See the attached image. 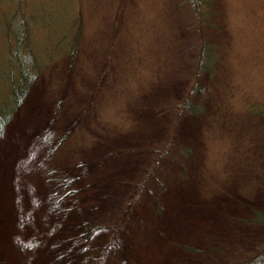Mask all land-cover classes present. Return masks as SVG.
Wrapping results in <instances>:
<instances>
[{
	"label": "rangeland",
	"instance_id": "374dc122",
	"mask_svg": "<svg viewBox=\"0 0 264 264\" xmlns=\"http://www.w3.org/2000/svg\"><path fill=\"white\" fill-rule=\"evenodd\" d=\"M218 7L211 73L187 0H0V73L22 35L36 64L0 138V264H264V0Z\"/></svg>",
	"mask_w": 264,
	"mask_h": 264
},
{
	"label": "trees",
	"instance_id": "16d2710c",
	"mask_svg": "<svg viewBox=\"0 0 264 264\" xmlns=\"http://www.w3.org/2000/svg\"><path fill=\"white\" fill-rule=\"evenodd\" d=\"M187 2L191 4L192 10L198 17L197 25L194 27H198L199 32L201 31V35L202 37H204L203 42L201 41V56L199 59H197L198 67L200 68V70L202 68H205V70L208 69L211 73H213V71L216 69L215 65L219 60V52L214 45L215 43H212L210 41L208 42V40L205 39L207 37L204 34L206 33L205 27L215 25L213 24L215 22L212 23V21L215 19L214 17L218 15V3L220 2V0H187ZM23 38L24 36L22 35L20 43L15 45V47L11 48L10 50L9 57L13 59V66H11L9 71H7L6 69V73H0L1 78H3V75L5 74V76L9 78V87L7 88L8 91L4 95L11 97L13 101L10 109L5 110L3 108L4 103L2 102L3 95L0 96V126H2V134H0V138L3 135L8 123L10 122L11 117H13L14 109L16 110L19 105L21 106L22 101L29 90L30 82L34 77V74L31 73V68H36V64H32V67L30 68L24 65L26 62V57L28 56V54H30V50L28 49L26 44H23ZM16 64L19 65L20 68L19 75L16 74V71L14 70V66ZM190 102L191 99L189 100V103ZM259 217H261L259 219L261 221L264 219V216L260 215Z\"/></svg>",
	"mask_w": 264,
	"mask_h": 264
},
{
	"label": "snow or ice",
	"instance_id": "6c2138e0",
	"mask_svg": "<svg viewBox=\"0 0 264 264\" xmlns=\"http://www.w3.org/2000/svg\"><path fill=\"white\" fill-rule=\"evenodd\" d=\"M0 134H2V126H0Z\"/></svg>",
	"mask_w": 264,
	"mask_h": 264
}]
</instances>
